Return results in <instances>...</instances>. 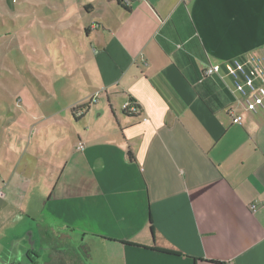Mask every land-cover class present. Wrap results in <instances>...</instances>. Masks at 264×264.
<instances>
[{"label":"crops","instance_id":"1","mask_svg":"<svg viewBox=\"0 0 264 264\" xmlns=\"http://www.w3.org/2000/svg\"><path fill=\"white\" fill-rule=\"evenodd\" d=\"M47 3L81 19L65 26L90 38L104 95L49 114L68 135L38 172L2 168L0 264H264V106L203 75L264 68V0Z\"/></svg>","mask_w":264,"mask_h":264},{"label":"rangeland","instance_id":"2","mask_svg":"<svg viewBox=\"0 0 264 264\" xmlns=\"http://www.w3.org/2000/svg\"><path fill=\"white\" fill-rule=\"evenodd\" d=\"M47 4L0 0V172L11 171L21 155L18 170L38 172L55 142L68 135L66 125H54L49 114L104 95L90 38L82 28L76 35L65 26L81 19L66 18ZM51 92L59 95L56 100Z\"/></svg>","mask_w":264,"mask_h":264},{"label":"built area","instance_id":"3","mask_svg":"<svg viewBox=\"0 0 264 264\" xmlns=\"http://www.w3.org/2000/svg\"><path fill=\"white\" fill-rule=\"evenodd\" d=\"M215 73L231 78L232 90L240 95L247 109L257 112L259 107L264 106L263 97L258 92L259 81L264 84V68L260 59L244 55L227 59L222 63H208L203 68V75ZM136 107V104L130 100H126L122 104L123 109L130 111L135 110ZM82 112L83 110H78L76 114L80 115ZM232 121L239 122L240 115L233 116ZM79 147H83L82 143H79ZM256 208L255 204L250 205L252 211H255Z\"/></svg>","mask_w":264,"mask_h":264},{"label":"trees","instance_id":"4","mask_svg":"<svg viewBox=\"0 0 264 264\" xmlns=\"http://www.w3.org/2000/svg\"><path fill=\"white\" fill-rule=\"evenodd\" d=\"M117 2L120 4V5H122L123 7H125V0H117ZM126 8V7H125ZM131 102H133V103H135L134 101H132V100H130ZM136 104V103H135ZM136 109L135 110H132V111H130V110H128V109H123L122 108V112H123V114H125V115H131V116H135L136 115V112L138 111V108H139V106L136 104ZM83 107L84 106H77V107H74L73 109H72V114H73V117H75V116H77V114H76V112L78 111V110H83ZM83 113V112H82ZM32 254H35V253H32ZM31 255H29V259H31ZM36 263V262H35Z\"/></svg>","mask_w":264,"mask_h":264}]
</instances>
